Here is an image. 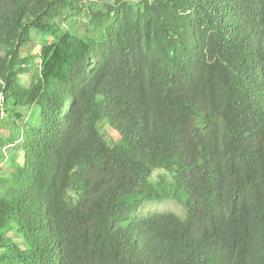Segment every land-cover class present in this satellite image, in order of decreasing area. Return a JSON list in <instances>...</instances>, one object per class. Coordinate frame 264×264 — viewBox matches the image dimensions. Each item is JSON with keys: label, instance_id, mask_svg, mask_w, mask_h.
<instances>
[{"label": "trees", "instance_id": "obj_1", "mask_svg": "<svg viewBox=\"0 0 264 264\" xmlns=\"http://www.w3.org/2000/svg\"><path fill=\"white\" fill-rule=\"evenodd\" d=\"M0 264H264V0H0Z\"/></svg>", "mask_w": 264, "mask_h": 264}, {"label": "rangeland", "instance_id": "obj_2", "mask_svg": "<svg viewBox=\"0 0 264 264\" xmlns=\"http://www.w3.org/2000/svg\"><path fill=\"white\" fill-rule=\"evenodd\" d=\"M131 2H139L140 0H130ZM102 4V0H85L86 6H92V8H100ZM27 49L22 50L23 54H25ZM150 211H156V212H173L180 216L183 215V209L181 205L177 203L172 202H165V203H156L153 205L148 206L144 210V214L150 212Z\"/></svg>", "mask_w": 264, "mask_h": 264}, {"label": "clouds", "instance_id": "obj_3", "mask_svg": "<svg viewBox=\"0 0 264 264\" xmlns=\"http://www.w3.org/2000/svg\"><path fill=\"white\" fill-rule=\"evenodd\" d=\"M147 208V207H146ZM151 212V211H150ZM149 213V212H148ZM144 214V213H143ZM147 214V213H146Z\"/></svg>", "mask_w": 264, "mask_h": 264}]
</instances>
